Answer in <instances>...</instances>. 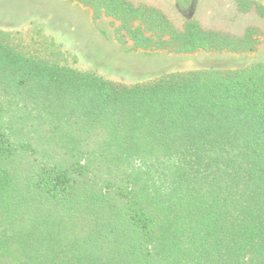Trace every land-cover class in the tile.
<instances>
[{"label":"trees","instance_id":"1","mask_svg":"<svg viewBox=\"0 0 264 264\" xmlns=\"http://www.w3.org/2000/svg\"><path fill=\"white\" fill-rule=\"evenodd\" d=\"M70 1L142 51L257 46L254 29ZM0 264H264V62L126 85L0 29Z\"/></svg>","mask_w":264,"mask_h":264},{"label":"rangeland","instance_id":"2","mask_svg":"<svg viewBox=\"0 0 264 264\" xmlns=\"http://www.w3.org/2000/svg\"><path fill=\"white\" fill-rule=\"evenodd\" d=\"M127 1L155 8L176 30L187 21L237 38L254 29L257 46L252 52L240 53L142 51L115 37L116 23L105 17L93 20L88 8L70 0H0V29L20 31L26 37L38 31L55 43L64 63L126 85L172 72L236 69L264 62V18L256 8H264V0H251L254 5L245 12L238 11L235 0Z\"/></svg>","mask_w":264,"mask_h":264}]
</instances>
